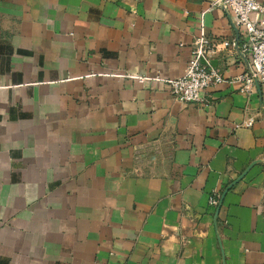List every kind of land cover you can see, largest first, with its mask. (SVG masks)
<instances>
[{"label": "crops", "instance_id": "0c3cea01", "mask_svg": "<svg viewBox=\"0 0 264 264\" xmlns=\"http://www.w3.org/2000/svg\"><path fill=\"white\" fill-rule=\"evenodd\" d=\"M212 1L0 0V264H264L249 58L218 47L201 104L165 82L201 33L244 43Z\"/></svg>", "mask_w": 264, "mask_h": 264}, {"label": "built area", "instance_id": "2783aa9c", "mask_svg": "<svg viewBox=\"0 0 264 264\" xmlns=\"http://www.w3.org/2000/svg\"><path fill=\"white\" fill-rule=\"evenodd\" d=\"M211 6L230 12L233 24L243 32L245 41L242 45L234 41H223L215 45L204 33H201L194 42L192 61L184 75L165 81L169 86L171 96L182 104L203 103L204 93L224 82L219 71L211 66V59L220 46L237 48L250 60L252 69L239 75L234 81L240 84L241 93L250 95L256 85L264 87V3L258 0H214ZM137 79L140 83H145L148 77L139 76ZM254 123L255 119L249 118L241 126L251 128ZM220 199V194L212 195L209 204L217 207Z\"/></svg>", "mask_w": 264, "mask_h": 264}, {"label": "water", "instance_id": "95a60500", "mask_svg": "<svg viewBox=\"0 0 264 264\" xmlns=\"http://www.w3.org/2000/svg\"><path fill=\"white\" fill-rule=\"evenodd\" d=\"M255 163H253L252 165H250V167H248V169L237 179V180H235L233 183H231L228 187H227V189L224 191V193H223V195H222V197H221V200H220V203H219V206H218V209H217V213L219 212V210H220V208H221V206H222V204H223V201H224V198H225V196H226V194H227V192L234 186V185H236L241 179H243V177L249 172V170L253 167V165H254Z\"/></svg>", "mask_w": 264, "mask_h": 264}]
</instances>
